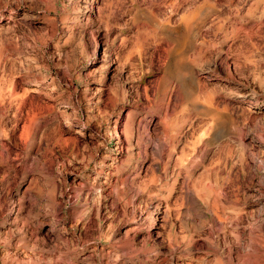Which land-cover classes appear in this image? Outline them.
<instances>
[{
  "label": "rangeland",
  "instance_id": "1",
  "mask_svg": "<svg viewBox=\"0 0 264 264\" xmlns=\"http://www.w3.org/2000/svg\"><path fill=\"white\" fill-rule=\"evenodd\" d=\"M0 264H264V0H0Z\"/></svg>",
  "mask_w": 264,
  "mask_h": 264
},
{
  "label": "bare ground",
  "instance_id": "2",
  "mask_svg": "<svg viewBox=\"0 0 264 264\" xmlns=\"http://www.w3.org/2000/svg\"><path fill=\"white\" fill-rule=\"evenodd\" d=\"M210 111V110H209ZM212 114V113H211Z\"/></svg>",
  "mask_w": 264,
  "mask_h": 264
}]
</instances>
